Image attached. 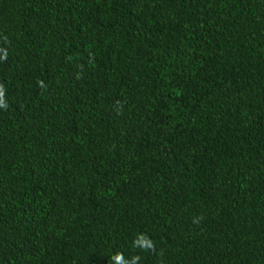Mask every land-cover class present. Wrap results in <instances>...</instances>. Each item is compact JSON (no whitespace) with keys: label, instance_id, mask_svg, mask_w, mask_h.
Returning <instances> with one entry per match:
<instances>
[{"label":"trees","instance_id":"16d2710c","mask_svg":"<svg viewBox=\"0 0 264 264\" xmlns=\"http://www.w3.org/2000/svg\"><path fill=\"white\" fill-rule=\"evenodd\" d=\"M0 56V264H264V0H0Z\"/></svg>","mask_w":264,"mask_h":264},{"label":"clouds","instance_id":"9594fccd","mask_svg":"<svg viewBox=\"0 0 264 264\" xmlns=\"http://www.w3.org/2000/svg\"><path fill=\"white\" fill-rule=\"evenodd\" d=\"M0 59H4L0 56ZM5 91L2 85H0V110L7 107V103L4 99ZM132 246L135 248L139 246L141 251L152 250L153 243L144 235H138L135 240L132 241ZM141 257L132 256L130 259H125L122 253H116L110 257L111 264H139Z\"/></svg>","mask_w":264,"mask_h":264}]
</instances>
